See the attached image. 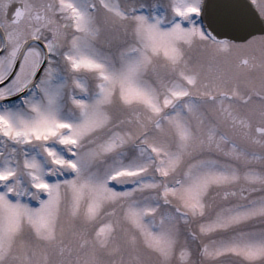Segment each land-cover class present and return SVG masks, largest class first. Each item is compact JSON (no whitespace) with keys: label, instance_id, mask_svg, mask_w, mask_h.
<instances>
[{"label":"snow or ice","instance_id":"obj_1","mask_svg":"<svg viewBox=\"0 0 264 264\" xmlns=\"http://www.w3.org/2000/svg\"><path fill=\"white\" fill-rule=\"evenodd\" d=\"M0 264H264V0H0Z\"/></svg>","mask_w":264,"mask_h":264}]
</instances>
